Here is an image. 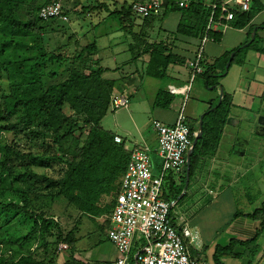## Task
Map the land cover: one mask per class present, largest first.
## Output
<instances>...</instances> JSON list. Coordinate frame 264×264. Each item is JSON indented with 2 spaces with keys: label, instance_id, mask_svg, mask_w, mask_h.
<instances>
[{
  "label": "trees",
  "instance_id": "obj_1",
  "mask_svg": "<svg viewBox=\"0 0 264 264\" xmlns=\"http://www.w3.org/2000/svg\"><path fill=\"white\" fill-rule=\"evenodd\" d=\"M45 2L40 5L38 0H0V72L5 73L9 87V93L0 101V134L8 130L16 134L21 128L26 132L28 141L31 136L40 135L50 141L53 150L50 155L48 146L36 153L31 148L0 141V200L3 195L17 198L15 201H0V212L13 214L0 232L21 215L34 219L31 230L19 244L0 236V245L9 244L18 247L19 251L28 247L16 263L11 261L8 264H56L53 259L49 262L37 260L30 252L35 244L36 249L42 247L45 253L50 236H55L56 247L64 243L68 246L67 250H71L76 244V232L70 231L64 236L59 222L49 213L52 203L63 200L65 208L74 209L79 217H99L109 212L115 201L104 203V197H110L116 186L119 188V180L130 158L124 143H115L113 134L100 127L109 109L116 81L106 79L104 74L107 69L91 59L98 53L97 43L93 41L79 47L77 39L70 36L66 45L47 52L45 44L48 35L53 33L50 27L56 20L39 19L38 12ZM171 12H180L184 16L178 31L186 26V21L194 18L196 23H191L195 24L190 25L193 26L191 30H196L203 37L210 9L202 0H197L186 9L178 8L168 0L162 14ZM113 16L125 34L132 31L137 17L131 13V4H123ZM151 18L141 19V27L149 25ZM251 18L250 11L236 14L235 26L242 28ZM209 36L215 41L220 38L213 32ZM70 40L77 48L68 56L65 50L70 47ZM136 49L141 51V55L149 54L144 69L148 78L162 79L171 65H183L176 61L166 46L150 44L137 46ZM240 51L242 49L238 48L236 54ZM45 62L56 66L70 62L67 78L45 86ZM207 74L205 72L204 75ZM161 93L157 95V104L163 103L159 99ZM165 99L168 105L170 99ZM212 108L204 115L203 135L198 140V145L207 150L219 141L229 114V98L224 95L221 104L214 111H211ZM65 109L70 112L69 115ZM14 118L16 123H12ZM189 128L194 133V129ZM65 144H68L67 148ZM51 163L59 166V177L48 173ZM179 192L171 186V196L164 198L165 201L170 202L168 198L175 200ZM45 207H49L48 215L43 210ZM251 217L264 219V203ZM40 241V245L37 244ZM233 246L234 243H231L228 248L217 250L214 264H220L218 257L229 254ZM0 264L7 262L1 259Z\"/></svg>",
  "mask_w": 264,
  "mask_h": 264
},
{
  "label": "crops",
  "instance_id": "obj_2",
  "mask_svg": "<svg viewBox=\"0 0 264 264\" xmlns=\"http://www.w3.org/2000/svg\"><path fill=\"white\" fill-rule=\"evenodd\" d=\"M133 1L98 0L96 1V6H94L96 8L81 7L82 15L86 14L87 19L96 18V23L91 24L92 30L94 32L97 31L96 39L93 41L107 44V49L110 46V41H108L111 38L110 31L113 30L112 27L108 26V22L112 19L118 22L113 13L123 4L129 6ZM167 1L160 0L163 8H165ZM202 1L205 5H209L212 2V0ZM65 5L63 1L64 10L68 13ZM228 7L234 14V18L231 21L223 20L221 24L215 26L213 33L220 35L218 41L209 36V40L202 45L203 37L199 36L196 30H191L195 26V24L191 23H196L194 18H191L188 22L186 21V26L181 31H178V25L184 21V16L180 12H171L166 15L161 14L158 17H153L149 20V25L146 24L143 27H141L143 23L141 19H134L132 31L124 37L129 36L131 38L128 40V51L133 56L132 58H134L132 60L142 57H148L145 59L146 63L149 60V54L145 53L141 55V51H137L136 49L137 46H149L150 44L166 46L176 61L183 63V65H171L166 74L169 80L167 86L176 88L177 90H181L188 85L185 81L186 77L181 75L182 72L179 71V67L182 66L188 73L189 68L187 64L201 51V66L204 73L199 76L204 79L206 91L211 92L216 98L214 99L215 101H202V99L194 101L196 104L195 108H200V111L196 114L199 115L202 112L206 114L211 106L217 107L220 100L219 88H221L223 97L226 95L229 98L228 117H232L234 120L229 125L225 123L218 143L208 148V150L202 145H198V141L194 144L195 139L193 137L192 146L186 156L189 158V169L186 166L180 172H169L166 175L164 181H166L165 189L167 188L168 195L164 194L163 198H161L165 200L164 198L170 197L171 186H174V190L180 192L175 200L168 199L175 206L183 190H185V193L180 199L185 198L187 193H189L194 200L199 198V191L203 189V191L205 190V192L212 195L214 201H220L225 198V206L232 209L234 195L229 194L231 193L229 191L232 188L231 185L234 187L241 180H245L248 183V177L251 175L252 182L251 180L250 182L254 184V187L252 188V195L244 193V198L247 202L246 211L239 214L236 209L232 210L228 220L222 229L219 230L220 238L217 237V241L212 242L214 245H218L217 242L221 239L226 240L225 246L227 245V247L219 246L220 249L228 248L231 243H234L232 251L229 254L223 255V258L226 260H221L220 258V264H264V219L262 217H251L264 203V173L261 169H258L261 163L260 158L255 155H249L250 141L257 140L254 136L264 141V0H252L249 10L252 12V18L242 28L235 26L236 21L234 19L236 14L243 12L232 2L229 3ZM157 22L159 26H156ZM120 29L122 31V28ZM94 34L96 35V33ZM113 39L117 40V38ZM97 45L99 47L98 52L105 50V47ZM132 47L135 48L134 51H132ZM238 48L242 49V51L236 54ZM100 53H97V55H100ZM97 58L95 60L100 61ZM228 63L230 64L228 69H226ZM105 69L109 70L108 68ZM205 72H208L207 76L204 75ZM132 73L136 74V70ZM218 79L226 80V82L220 84ZM120 88L124 91L127 90L128 95H125L123 91H114L125 95L129 98L130 103L135 99H143L144 88L138 79L131 77L127 80V85L125 84L124 87ZM159 92L160 90H157L154 93L151 101L152 124L160 122L166 126H172L179 114L176 109L179 106H173L172 102L174 99L168 105H166V102L157 104ZM114 95L117 94L114 92ZM214 102L216 104H213ZM201 108L203 109L201 110ZM133 112L134 109L131 111L132 118ZM198 124L199 119H196L194 122L195 134L198 130ZM118 126L128 134L130 133L124 123ZM139 135L142 137L141 143L134 140L132 149H129L125 141L117 133L113 134V136L121 138L125 149L130 154L143 145L156 152V131L154 130L153 133H149L147 130H139ZM213 168H215V172L212 171ZM153 173L155 174V172ZM174 221V226L177 229L186 228L196 239V243L192 244L186 240L190 257L193 260L211 264L210 259L211 257L214 258L215 253L213 252V248L210 247L208 249L206 244L208 241L211 242L215 236H212L206 228H202V224L200 226L195 217L186 219L184 216H179L175 217ZM205 223L207 225L208 223L209 225L212 224L211 221H206ZM109 228L110 222L108 230ZM118 258L119 253L110 242L103 246L99 253V262L103 261V264H113Z\"/></svg>",
  "mask_w": 264,
  "mask_h": 264
},
{
  "label": "rangeland",
  "instance_id": "obj_3",
  "mask_svg": "<svg viewBox=\"0 0 264 264\" xmlns=\"http://www.w3.org/2000/svg\"><path fill=\"white\" fill-rule=\"evenodd\" d=\"M65 2L66 11H68V15L70 17L68 23L61 24L60 22L56 21L50 27L53 33L49 34L47 39V43L45 44V48L47 52H53L59 46L66 45L70 36H74L73 39H77V44L79 47L88 43H92L94 39H96L97 31L94 32L91 28V24L96 23V18L92 17V19H87L86 14L82 15L81 7H94L96 6L98 0H63ZM43 0H38V4H42ZM96 8V7H94ZM87 10V9H86ZM108 26L112 27V31H110L111 38L108 39L110 41V46L106 49L105 43H97L100 47H105L104 51H99L98 54L95 55L91 59L95 60V58L100 59L98 61L99 66L102 68H108L109 70L105 72L104 77L106 79H111L116 81V87L114 90L119 92H124L125 95H128L126 92V88L122 90L120 87H124L125 84L127 85V80L131 77L138 79L139 83L144 88L143 99H135L129 105L127 110L122 109L118 111H113L109 106V109L101 121L100 127L110 133V134H118L126 143L129 149H132L134 140L141 143L142 137L139 135V130L141 131H149V133H153L154 126L152 124V97L157 90H160L161 101H165L170 99V103H173V106L178 107L177 113L180 112L183 105L184 116L186 118L187 124L192 128L195 129L194 122L196 119H199L204 112L201 114H196L200 111V108L196 109V104L194 101H198L202 99V101H211L216 98L215 95L211 94V92L206 91L204 87V79L203 77L197 75L191 82V87L187 94V98L185 95L179 96L181 94L172 95L169 92V87L167 83L169 80L167 77L162 79H153L148 78L144 75V69L147 65L146 58L142 57L137 58L136 60H132L133 56L128 51V40L131 38L127 36L124 37L126 34L121 31V25L112 19L108 22ZM156 26H159L157 22ZM96 33V35L94 34ZM113 38H117L115 41ZM73 40H70V47L65 50L67 53L66 55L71 56L72 52L75 48V44ZM115 41V42H114ZM102 44V45H101ZM255 45V43H254ZM99 48V47H98ZM116 59L114 60L113 59ZM102 60V62H101ZM145 61V62H144ZM67 62V61H66ZM70 69V62L68 64H63L61 66H56L55 64H51L45 62L44 64V84L45 86L51 84H57L64 81L68 76V70ZM136 70V74L132 73ZM179 71H181V75L186 77V83H189L191 78L190 70L188 73L185 69L181 66L179 67ZM54 74L52 77L51 75ZM180 75V76H181ZM181 76V77H182ZM183 77V78H184ZM220 84L226 82L223 79H218ZM137 82V81H136ZM223 88L225 89L224 85ZM121 89V90H120ZM118 95H123L117 93ZM113 92V95H114ZM9 93L8 81L7 77L4 72H0V101L4 95ZM123 95V96H125ZM126 97V96H125ZM215 101V100H214ZM213 104H216L214 102ZM214 108V107H213ZM133 118L131 117V111H133ZM203 108H201L202 110ZM67 115L70 112L65 109ZM206 113V112H205ZM198 115V116H197ZM132 118V119H131ZM134 121V122H133ZM12 123H16V119H12ZM125 124L126 128L130 133L128 134L125 130H122L118 125ZM137 127V128H136ZM139 129V130H138ZM26 132H23L21 128L18 129V132L14 134L13 131H5V133L0 134V141L5 142L7 144H16L25 148H31L34 152L40 153L41 150H45L46 147L50 146L49 154L53 153L51 148V143L48 141L47 138H43L42 136H31L30 141L27 140ZM257 140H251L250 148H249V155H255L259 157L261 163L259 164L258 169L264 173V141L259 140L257 136H254ZM261 141V142H260ZM68 147V144H65V148ZM151 159L153 162V172L154 175H159L160 168H161V159L157 156L156 152L150 150ZM207 153V152H206ZM209 170V169H208ZM212 171H216L215 168ZM48 173L54 177L60 176L59 166L55 163H51L50 170ZM122 177V176H121ZM226 178V176H225ZM121 179V178H120ZM248 183L245 180H241L239 183H236L233 187L231 185V189L229 190L234 195V203L232 209L227 208L225 198L219 200H213L212 195L208 194L201 189L199 191V198L194 199L187 193L185 198L179 199L177 204L173 206L171 210L172 214V223L175 225V217L184 216L186 219H191L195 217L197 223L202 228H206L208 232L211 233L212 236H215L213 240L207 242V248H213V252L216 253L219 250V246H225L226 240H220L217 242L218 245H214L212 241L216 242V238H220L219 230L222 229L225 222L228 220L229 214L232 210L236 209L239 214L243 213L245 207L247 206V202L244 198V195L248 193V195L253 194L252 188L254 184H251L252 177H248ZM251 180V182H250ZM120 181V180H119ZM164 181L163 186L161 188V196L164 194L168 195L167 188L165 189ZM119 193V188L116 186L112 191L110 197H104L103 202L110 204L111 201H115L117 194ZM245 193V194H244ZM196 195V194H195ZM17 198L16 196L12 195H3L1 198V202H8V200L15 201ZM115 203V202H114ZM113 207V206H112ZM48 208L45 207L43 210L48 215ZM39 211L37 210L36 213ZM112 212V208L109 212L98 216L93 217H79V214L72 208H65V202L63 200L54 201L50 206L49 213L54 216V220H57L60 224V229L65 236L68 232L73 231L76 232V244L73 249L71 250H64L58 252V245L56 247L55 244V236H50L47 238V242L49 247L47 251H44L41 248L36 249V245L34 244L31 246V253L37 260H44L49 262L51 259L54 260L56 264H69L75 262L76 264H103V261L99 262V253L103 246L109 244V240L107 237V231L109 227V216ZM12 213H3L0 212V228L5 225L7 220L9 221L8 217H12ZM33 220L27 218L23 215L19 216L16 220L10 222L8 228L3 229L0 232L1 238H5L9 240H13L16 244L22 242V238L25 234H27L33 225ZM206 221H211L212 224L208 225L205 223ZM7 232V233H6ZM41 241L37 244L40 245ZM61 244V243H60ZM64 244V243H63ZM227 247V245L225 246ZM26 248L23 250L18 249V247H11L9 244H2L0 245V260H5L7 264L9 262H14L18 260L21 254H25ZM249 248V247H248ZM241 249V248H240ZM216 250V252H215ZM135 252L133 248L130 252V257ZM226 260L223 256L218 257V260ZM223 258V259H222ZM211 264H213V258L210 259ZM225 264V263H223Z\"/></svg>",
  "mask_w": 264,
  "mask_h": 264
},
{
  "label": "built area",
  "instance_id": "obj_4",
  "mask_svg": "<svg viewBox=\"0 0 264 264\" xmlns=\"http://www.w3.org/2000/svg\"><path fill=\"white\" fill-rule=\"evenodd\" d=\"M38 12L43 21L56 20L68 22L69 16L63 7V0H45ZM197 0H171L173 5L181 9L188 8ZM235 4L242 12H248L252 0H212L207 5L210 15L206 26L202 45L209 40L210 32L223 20L231 21L234 14L229 3ZM163 6L160 0H134L131 13L140 19L158 17ZM191 78L185 88L177 90L169 87L172 95L187 94L191 82L203 73L201 51L187 64ZM130 105L129 98L113 95L110 107L113 111L125 109ZM157 133V156L161 159L160 173L153 174V162L150 149L143 145L131 152L119 183V193L110 215V228L107 232L109 242L119 253L113 264H207L193 260L188 252L186 240L196 243L195 237L186 229H177L172 223L171 210L173 204L161 198V188L169 172H180L187 166V154L192 146L191 133L184 116L183 107L172 126L160 122L153 123ZM114 142L122 143L121 138L114 136ZM135 252L130 257L132 249ZM66 244L58 245V252L67 250Z\"/></svg>",
  "mask_w": 264,
  "mask_h": 264
},
{
  "label": "water",
  "instance_id": "obj_5",
  "mask_svg": "<svg viewBox=\"0 0 264 264\" xmlns=\"http://www.w3.org/2000/svg\"><path fill=\"white\" fill-rule=\"evenodd\" d=\"M231 57H232V55H231ZM229 64H230V63H228L226 69H228ZM219 90H220V100L218 101L217 106H219V105L221 104L222 99H223V92H222V89L219 88ZM214 110H215V107L211 109V111H214ZM204 115H205V114H203V115L199 118L198 130H197V132H196V134H195V136H194V139H195L194 144H195V143H196V142L202 137V133H203L202 123H203ZM233 120H234V119H233L232 117H228L227 120H226V125L231 124V122H232ZM263 129H264V126H263ZM255 132H257V130H255ZM192 149H193V148H192ZM187 168L189 169V158H188V157H187ZM184 193H185V190H183V192L181 193V195L178 197L177 201H178V200L184 195Z\"/></svg>",
  "mask_w": 264,
  "mask_h": 264
}]
</instances>
